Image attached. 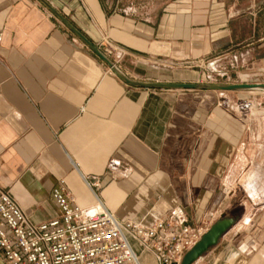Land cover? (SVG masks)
I'll return each instance as SVG.
<instances>
[{
    "label": "crops",
    "instance_id": "crops-1",
    "mask_svg": "<svg viewBox=\"0 0 264 264\" xmlns=\"http://www.w3.org/2000/svg\"><path fill=\"white\" fill-rule=\"evenodd\" d=\"M46 1L134 80L264 84L261 0ZM60 180L121 222L235 217L195 264H264V91L131 86L41 1L0 0V193L39 224Z\"/></svg>",
    "mask_w": 264,
    "mask_h": 264
},
{
    "label": "built area",
    "instance_id": "built-area-1",
    "mask_svg": "<svg viewBox=\"0 0 264 264\" xmlns=\"http://www.w3.org/2000/svg\"><path fill=\"white\" fill-rule=\"evenodd\" d=\"M105 44L119 49L110 40ZM52 198L59 215L35 224L10 192L0 193V255L6 264H141L135 242L156 264H181L211 226L209 219L191 226L180 207L152 226L121 222L102 203L77 204L64 180L54 187Z\"/></svg>",
    "mask_w": 264,
    "mask_h": 264
},
{
    "label": "water",
    "instance_id": "water-1",
    "mask_svg": "<svg viewBox=\"0 0 264 264\" xmlns=\"http://www.w3.org/2000/svg\"><path fill=\"white\" fill-rule=\"evenodd\" d=\"M41 1L67 28L86 45L93 53H95L101 60H103L111 70L119 76L125 83L141 88L154 89H210V90H238V89H258L264 91V84H222V83H181V82H151L139 81L128 77L120 68L91 40H89L78 28H76L67 18L59 13L46 0ZM227 79V75L224 76ZM235 217H229L222 214L210 228L203 234L201 239L189 249L181 264H195L201 257H203L213 247L218 245L223 235L236 223ZM0 264H6L0 258Z\"/></svg>",
    "mask_w": 264,
    "mask_h": 264
},
{
    "label": "rangeland",
    "instance_id": "rangeland-1",
    "mask_svg": "<svg viewBox=\"0 0 264 264\" xmlns=\"http://www.w3.org/2000/svg\"><path fill=\"white\" fill-rule=\"evenodd\" d=\"M119 4V8L129 10L138 14H150L159 7L166 5L171 0H115ZM259 4L261 11L258 14V19L261 26L264 28V0ZM145 264H153V262L147 258Z\"/></svg>",
    "mask_w": 264,
    "mask_h": 264
},
{
    "label": "bare ground",
    "instance_id": "bare-ground-1",
    "mask_svg": "<svg viewBox=\"0 0 264 264\" xmlns=\"http://www.w3.org/2000/svg\"><path fill=\"white\" fill-rule=\"evenodd\" d=\"M138 245V244H137Z\"/></svg>",
    "mask_w": 264,
    "mask_h": 264
}]
</instances>
